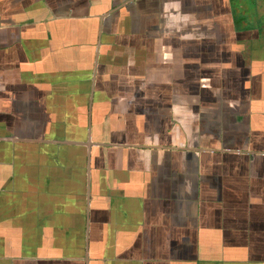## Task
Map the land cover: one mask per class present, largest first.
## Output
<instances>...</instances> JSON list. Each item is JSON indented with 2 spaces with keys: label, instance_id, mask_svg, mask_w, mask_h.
<instances>
[{
  "label": "crops",
  "instance_id": "0c3cea01",
  "mask_svg": "<svg viewBox=\"0 0 264 264\" xmlns=\"http://www.w3.org/2000/svg\"><path fill=\"white\" fill-rule=\"evenodd\" d=\"M0 264H264V0H0Z\"/></svg>",
  "mask_w": 264,
  "mask_h": 264
}]
</instances>
